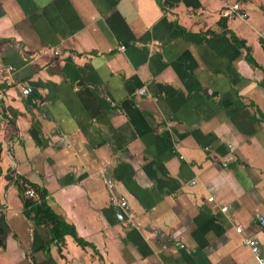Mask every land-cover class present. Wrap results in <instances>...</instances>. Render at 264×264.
Wrapping results in <instances>:
<instances>
[{
    "label": "crops",
    "instance_id": "crops-1",
    "mask_svg": "<svg viewBox=\"0 0 264 264\" xmlns=\"http://www.w3.org/2000/svg\"><path fill=\"white\" fill-rule=\"evenodd\" d=\"M260 218L264 0H0V264H256Z\"/></svg>",
    "mask_w": 264,
    "mask_h": 264
},
{
    "label": "trees",
    "instance_id": "trees-1",
    "mask_svg": "<svg viewBox=\"0 0 264 264\" xmlns=\"http://www.w3.org/2000/svg\"><path fill=\"white\" fill-rule=\"evenodd\" d=\"M24 182L26 181H21L20 183V195L25 213L28 216L30 215L36 224L48 223L51 225L50 231L58 240L62 241L63 235L66 233H73L72 228L59 215L55 214L46 203L44 190L26 182L37 193V198L28 197L24 194Z\"/></svg>",
    "mask_w": 264,
    "mask_h": 264
},
{
    "label": "built area",
    "instance_id": "built-area-1",
    "mask_svg": "<svg viewBox=\"0 0 264 264\" xmlns=\"http://www.w3.org/2000/svg\"><path fill=\"white\" fill-rule=\"evenodd\" d=\"M223 14L225 16H233L237 15L239 17H245L246 13L242 10L241 5L239 2L234 1L226 6L223 10ZM123 47V46H121ZM31 91L29 87H25L22 89L23 94H28ZM230 147V145H228ZM234 157L231 153H228L227 156L222 159L221 165L227 166V164L233 161ZM24 194L28 197L37 198V193L35 192L34 188H32L28 183L24 182ZM107 186L110 187L111 183L107 182ZM109 201L111 203H115L122 208H126L127 201L124 197H118L117 195L111 193L109 195ZM261 225H264V219L260 218ZM237 232H242L241 227L236 228ZM243 244L249 248L251 253L253 254L256 264H264V249L260 246L258 239L255 236H244L243 237ZM182 246V245H180Z\"/></svg>",
    "mask_w": 264,
    "mask_h": 264
}]
</instances>
